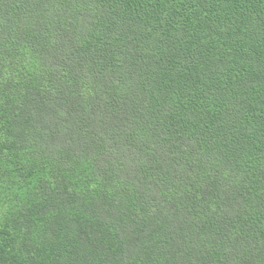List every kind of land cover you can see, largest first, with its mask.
Listing matches in <instances>:
<instances>
[{
    "label": "trees",
    "instance_id": "trees-1",
    "mask_svg": "<svg viewBox=\"0 0 264 264\" xmlns=\"http://www.w3.org/2000/svg\"><path fill=\"white\" fill-rule=\"evenodd\" d=\"M0 264H264V0H0Z\"/></svg>",
    "mask_w": 264,
    "mask_h": 264
}]
</instances>
